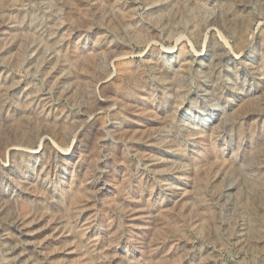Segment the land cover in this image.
I'll return each instance as SVG.
<instances>
[{"label":"rangeland","instance_id":"374dc122","mask_svg":"<svg viewBox=\"0 0 264 264\" xmlns=\"http://www.w3.org/2000/svg\"><path fill=\"white\" fill-rule=\"evenodd\" d=\"M0 264H264V0H0Z\"/></svg>","mask_w":264,"mask_h":264},{"label":"bare ground","instance_id":"6f19581e","mask_svg":"<svg viewBox=\"0 0 264 264\" xmlns=\"http://www.w3.org/2000/svg\"><path fill=\"white\" fill-rule=\"evenodd\" d=\"M212 24V23H211ZM173 52V51H172ZM171 53V51L170 52H168L167 54H170ZM253 184V183H252Z\"/></svg>","mask_w":264,"mask_h":264}]
</instances>
